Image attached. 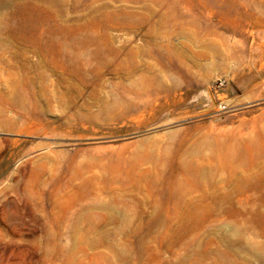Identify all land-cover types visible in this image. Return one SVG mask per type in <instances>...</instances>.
<instances>
[{"label":"rangeland","instance_id":"rangeland-1","mask_svg":"<svg viewBox=\"0 0 264 264\" xmlns=\"http://www.w3.org/2000/svg\"><path fill=\"white\" fill-rule=\"evenodd\" d=\"M0 264H264V0H0Z\"/></svg>","mask_w":264,"mask_h":264},{"label":"built area","instance_id":"built-area-1","mask_svg":"<svg viewBox=\"0 0 264 264\" xmlns=\"http://www.w3.org/2000/svg\"><path fill=\"white\" fill-rule=\"evenodd\" d=\"M224 87V83L220 80L216 81L215 85L213 86L214 91L222 90Z\"/></svg>","mask_w":264,"mask_h":264}]
</instances>
